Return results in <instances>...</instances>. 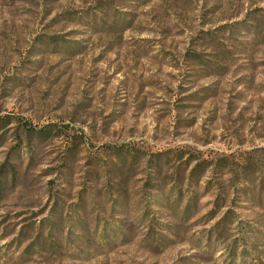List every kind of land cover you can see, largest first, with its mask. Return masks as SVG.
<instances>
[{
    "label": "rangeland",
    "instance_id": "374dc122",
    "mask_svg": "<svg viewBox=\"0 0 264 264\" xmlns=\"http://www.w3.org/2000/svg\"><path fill=\"white\" fill-rule=\"evenodd\" d=\"M0 264H264V0H0Z\"/></svg>",
    "mask_w": 264,
    "mask_h": 264
},
{
    "label": "trees",
    "instance_id": "16d2710c",
    "mask_svg": "<svg viewBox=\"0 0 264 264\" xmlns=\"http://www.w3.org/2000/svg\"><path fill=\"white\" fill-rule=\"evenodd\" d=\"M195 173V170H194V172L190 175V177H189V180H188V183H190L191 181H193L192 180V176H193V174ZM190 185V184H189ZM187 190H189V189H187ZM192 195H191V193H190V195L187 197V199H186V201L188 202V204H187V206L184 208V210H183V213H182V215L180 216L181 218H183L184 220L187 218V216L190 214V212H191V210H192V206H193V203H194V200H192V197H191ZM218 208V206L216 205L215 206V210ZM212 213L213 212H211L210 214H209V216L210 215H212ZM227 217V216H226ZM226 217L224 218V219H222L218 224H217V227L219 226V224H223V222L226 220Z\"/></svg>",
    "mask_w": 264,
    "mask_h": 264
}]
</instances>
